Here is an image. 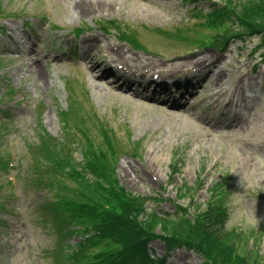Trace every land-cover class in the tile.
<instances>
[{
    "label": "rangeland",
    "instance_id": "374dc122",
    "mask_svg": "<svg viewBox=\"0 0 264 264\" xmlns=\"http://www.w3.org/2000/svg\"><path fill=\"white\" fill-rule=\"evenodd\" d=\"M2 1L4 5L10 3L14 10L24 7L23 11L32 17L34 13L43 15L46 13L50 15L55 26L67 30L79 22L92 24L96 19L142 21L150 26L166 27L186 21V10L177 6L178 1L175 0ZM151 3H155L157 8L151 7ZM81 14L84 16H80ZM244 18L264 24L261 12L249 10ZM9 23L16 27L21 24V20H11ZM98 36L101 37V34ZM1 37L3 39L0 43V52L5 56L4 46L7 45L4 43L7 40L4 39V33H0V39ZM145 38L150 37L146 35ZM103 43L106 42L103 40L98 44L101 53H103ZM258 43L259 40L255 38L253 42L244 46L241 58L238 60L242 66L247 67L251 64L254 56L250 58L249 55H252V48ZM9 44L12 45L13 42ZM19 46L21 50H26L30 47V39L25 44L20 42ZM122 46L132 54L126 45ZM31 47L35 49L33 45ZM46 53L47 49L40 51V59ZM7 57L10 62H7L4 78L12 85L21 86L27 95L34 93L38 98L43 99L46 104L42 117L43 124L49 132L60 133L57 110L53 102L56 97L60 109H65L64 97L67 93L64 91V85L51 79L54 68L45 66L42 60H38L32 66L27 58L18 60L9 54ZM179 57L173 61L178 62ZM226 62L221 60L217 67L221 68L220 65H225ZM217 67L207 76L208 82L205 87H209L213 92L220 84V81L215 82L216 75L212 76L214 73H219ZM36 70L42 72V81L36 76ZM100 70H105V67ZM100 70L97 71V75L101 73ZM76 71L81 75L83 88L86 89L87 108L92 107L98 115L104 116L107 122L110 120L124 142L126 136L122 125L125 124L130 133V144L134 143V152L137 153L135 158L123 157L118 164H113V173L116 174L119 182L116 189L126 190L130 194L129 197L131 196L130 199L127 200L125 197L126 192L113 189L107 200L103 201L98 195L103 190H94L92 186L89 188L88 194L93 197L95 208L99 210L100 207L102 214L110 223L104 236L105 244L113 242L117 245H125L124 253L130 246L133 249L137 248L136 244L127 243V238L122 240L127 234L133 235L137 244L142 242L140 235L151 234L161 239L175 238L194 244L192 250H176L169 253L166 256V264H217L216 260L209 258L208 245L216 250V255L225 264H240L241 259L243 264H264V90L257 93L253 90L244 95L246 101L244 110H250V113L234 110L236 115L241 117L242 128L225 130L226 122L219 118L221 107L214 106L212 109L201 111V109L195 110L193 106H188L186 109H170L161 104H153L151 99L141 98L140 102H133V97L120 94L121 98H118L115 96L117 93H111L102 82H94V76L89 75L82 64H76ZM63 72L62 66L57 67V73ZM77 72H70V77L75 76L72 81L80 87L81 77ZM259 80L264 83V76L262 75ZM235 83L233 76L224 79L228 90L226 95H223V92L219 93L221 101L230 98ZM247 85L249 86V82ZM82 92L79 97L84 101ZM204 94L202 91L196 100H201ZM248 95L251 99L254 98L252 105ZM134 96L137 97L135 94ZM205 101L206 99L203 102ZM196 114L204 119L203 127L201 122L196 121ZM12 115L13 122L9 127L18 130L16 153H18L17 160L22 161L16 169L20 179L17 190L21 191L22 198L14 203L12 189L0 190V200L7 216L3 217V220L8 224L6 228H9L8 231L5 229L0 231V264H52L53 258L49 251H55L59 243L68 244V240L64 237L59 242L58 235L54 238L53 235H46L41 229L31 225L39 194L29 188L28 178L23 180L21 178V170L28 164L32 166V170L30 168L32 173L37 171L36 161L31 163V156L23 152L21 146V137L29 133L28 125L33 120V107L30 106L25 111L15 108ZM2 117L0 114V118ZM10 144L11 139L7 135L3 136L0 153L8 152ZM3 174L5 172L0 171V175ZM4 181L5 179L0 178V185ZM224 193L228 194L227 198ZM231 193H243L245 206L258 220L255 227L247 231L225 229V221L229 215L226 204ZM103 194H106L105 191ZM212 198L213 203L205 213L206 205L210 204ZM116 199L125 207V213L117 215L119 209L112 202ZM145 200L151 201L148 205H144L142 202ZM98 203H101L100 206ZM15 207L19 213L13 218ZM179 211L185 215L183 222L174 219L173 215ZM2 216L0 215V218ZM121 217L123 219H120ZM196 217L204 218L202 225L204 243L199 246V250H195L199 240L194 242V238L190 236V232L194 234L197 227ZM124 218H127V222H124ZM176 221H181L180 224L185 225L183 231ZM138 230L140 232L136 233ZM168 234L170 238L167 237ZM55 241L57 244H54ZM75 242L76 240H72L71 244ZM163 248L164 246L156 241L150 249L154 255L160 257L163 255ZM209 260L211 262H208Z\"/></svg>",
    "mask_w": 264,
    "mask_h": 264
},
{
    "label": "trees",
    "instance_id": "16d2710c",
    "mask_svg": "<svg viewBox=\"0 0 264 264\" xmlns=\"http://www.w3.org/2000/svg\"><path fill=\"white\" fill-rule=\"evenodd\" d=\"M229 2H231V1H229ZM256 2V4L254 5V1H248V3L247 4H243V2L241 1V0H236V2L231 6V8H232V11H233V13H236V14H239L240 16H242V18L244 19V21H245V23H247V24H249V29L251 28V24L252 25H257L258 23H254V22H252V21H249L248 19H246V18H244V16H246L247 15V13H248V11L249 10H253V11H256V12H261L262 14H263V17H264V0H258V1H255ZM258 25H261V24H258ZM264 25V24H263ZM251 30V29H250ZM93 167L92 168H95V166L96 165H92ZM94 171H97V169H94ZM211 203H213V199H212V201L210 202V204H208V208L210 207V205H211ZM125 207H123V208H118L119 209V213L117 214V215H119V214H122V213H125V209H124ZM208 208H207V211H208ZM210 209V208H209ZM206 211V212H207ZM211 211H213V209H211ZM210 211V212H211ZM205 212V213H206ZM209 212V213H210ZM214 212V211H213ZM204 213V214H205ZM209 213H208V215L207 216H209ZM203 214V215H204ZM120 216H123V215H120ZM128 216H129V214H128ZM120 219H123L122 217L120 218ZM125 220H124V222L126 221L127 222V218H124ZM162 219V218H161ZM196 219L198 220V222H197V227H196V229H195V233L193 234L192 232H190V236L191 237H193L194 238V242H197L198 240H199V244H198V246L197 247H195V250H199L198 248H199V246H201V245H203V243H204V240H203V237H202V232H203V228H202V225H203V223H204V221H203V217H196ZM165 220H168V219H165ZM105 222H106V230H105V232L107 231V228L110 226V224H109V221H107V220H104ZM182 222H183V220H181ZM181 221L179 222V221H176V222H178V224L177 225H179L180 227V230L181 231H183L184 229H185V225H182V224H180L181 223ZM123 222V221H122ZM187 225H190V223L188 224V223H186ZM139 227V226H138ZM138 227H137V229H138ZM177 228H178V226H177ZM140 232V230H138V232H136V233H139ZM129 234H127V236L126 237H124V238H122V240H124L125 238H127V240H128V242L127 243H130L131 242V244H136V245H138L137 246V248L136 249H133L131 246L129 247V252L131 253V252H133V254L134 255H139L140 254V251L142 250V248H143V246H144V242L142 241L141 243H138L137 244V241H136V239L134 238V236L132 235V236H128ZM149 235H151V234H149ZM149 235H143V236H139V238H140V240H141V238H143V240H144V238H147V237H149ZM170 234H168L167 236H169ZM174 240L175 241H177V242H179V243H181V244H183V245H185V246H188V247H190V248H192V246L194 245L193 243H187V242H184V241H181V240H177V239H175L174 238ZM201 240H202V243H201ZM191 241H193V240H191ZM123 243V242H122ZM120 244V243H119ZM208 245V244H207ZM120 246H125V245H120ZM209 246V248H210V256H209V258L210 259H214V261L216 260V262H217V264H225V262L223 261V260H221L217 255H216V250L214 249H212L211 247H210V245H208ZM201 252V251H200ZM116 254H113L112 256H109V257H107L104 261L106 262V264H110V263H112V262H115V260L116 259H118L119 257H120V255H122L121 253H119V252H115ZM118 257H117V256ZM141 256V255H140ZM242 260L243 259H241V261H240V264H243V262H242Z\"/></svg>",
    "mask_w": 264,
    "mask_h": 264
},
{
    "label": "clouds",
    "instance_id": "9594fccd",
    "mask_svg": "<svg viewBox=\"0 0 264 264\" xmlns=\"http://www.w3.org/2000/svg\"><path fill=\"white\" fill-rule=\"evenodd\" d=\"M226 206L229 209V215L224 225L226 230L247 231L258 223L254 214L249 213L245 206L243 193H231Z\"/></svg>",
    "mask_w": 264,
    "mask_h": 264
},
{
    "label": "bare ground",
    "instance_id": "6f19581e",
    "mask_svg": "<svg viewBox=\"0 0 264 264\" xmlns=\"http://www.w3.org/2000/svg\"><path fill=\"white\" fill-rule=\"evenodd\" d=\"M107 48V54L109 57H111L112 59H115L117 62H119L122 66V69L124 71H132V66H136L138 64L141 63V60L138 57H129L126 56L123 49L118 47V46H114L111 44H108ZM115 51V52H114ZM222 59V58H220ZM217 60H211L209 62V64L206 65L205 60H202L201 64H204L205 66L203 67L204 70L209 71L210 70V65L216 64ZM94 69V68H93ZM90 73H92V71L90 70ZM107 86V85H106ZM108 87V86H107ZM109 89L112 90V87H108Z\"/></svg>",
    "mask_w": 264,
    "mask_h": 264
}]
</instances>
